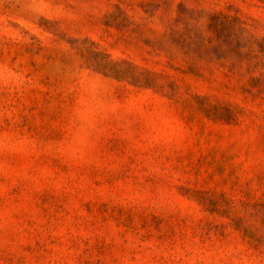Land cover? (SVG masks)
Wrapping results in <instances>:
<instances>
[{"label": "rangeland", "instance_id": "374dc122", "mask_svg": "<svg viewBox=\"0 0 264 264\" xmlns=\"http://www.w3.org/2000/svg\"><path fill=\"white\" fill-rule=\"evenodd\" d=\"M0 264H264V0H0Z\"/></svg>", "mask_w": 264, "mask_h": 264}]
</instances>
